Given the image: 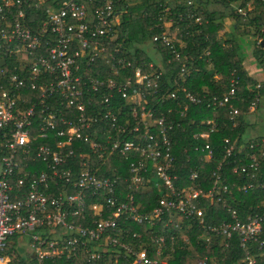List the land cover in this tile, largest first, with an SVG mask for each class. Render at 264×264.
Wrapping results in <instances>:
<instances>
[{
  "label": "built area",
  "instance_id": "obj_1",
  "mask_svg": "<svg viewBox=\"0 0 264 264\" xmlns=\"http://www.w3.org/2000/svg\"><path fill=\"white\" fill-rule=\"evenodd\" d=\"M126 1L0 0V264H48L71 261L80 254L85 264L108 257L113 264L121 260L168 264L176 239L188 243L186 235L194 230L205 248L220 240L218 246L229 250V256L236 255L231 264H264V199L245 211L233 205L241 202L234 191L242 196L264 193V137L244 143L224 139L216 156L209 138L218 124L201 122L199 127L206 129L192 134L195 165L186 179L172 173L175 159L169 132L174 126L146 112L141 93L143 88L156 94L158 78L144 76L140 68L132 77L123 75L130 63L120 58V45H112L121 28L118 8ZM256 1L236 11L246 17ZM259 2L264 8V0ZM38 9L42 13L34 18L37 29H33L30 11ZM178 34L177 27L154 37L152 43H163L178 60L173 45L179 43ZM190 72L182 65L168 99L192 105L204 102L185 88ZM238 86L233 71L223 95L206 102L212 110L228 107L231 130L239 128V112L233 106ZM25 92H38V100L29 102ZM116 96L138 109L131 112L136 121L131 130L126 119L119 124L112 113ZM260 100L256 96L248 112ZM97 105L103 109L93 113ZM105 122L110 130L99 137L97 127ZM111 132L131 138H115ZM76 158L81 169L75 176L69 163ZM112 158L128 163L125 194L119 187L123 167L114 179L97 175ZM36 159L46 171H21ZM210 166L208 179L199 182L200 172ZM151 188L157 191L155 205L138 204L135 195ZM203 204L216 212L210 214ZM123 223H133L144 233L133 234L137 241L132 242ZM13 237L16 242L10 249ZM25 241L26 251L21 247ZM194 254L196 264L225 263V256Z\"/></svg>",
  "mask_w": 264,
  "mask_h": 264
},
{
  "label": "trees",
  "instance_id": "obj_2",
  "mask_svg": "<svg viewBox=\"0 0 264 264\" xmlns=\"http://www.w3.org/2000/svg\"><path fill=\"white\" fill-rule=\"evenodd\" d=\"M250 0H128L120 6L119 23L121 24L118 39L112 44L120 45V58L130 63V67L123 71L126 77H132L135 69L140 68L144 76L158 78L159 88L154 95L146 93L148 90L141 89L146 104L144 105L146 112H150L154 119H164L166 125L172 124L173 130L169 132L172 139V155L175 159L172 173L178 175L179 178L186 179L190 169L195 165L197 155L191 150L194 142L192 134L197 131H204L206 128L199 127L201 122L212 120L218 124V131L211 134L209 141L216 148V156L221 154L224 139H237L239 143H244L243 135L245 133L244 117L248 113L249 105L254 101L256 96L260 97V102L264 100V83L260 84L259 89H255L257 82L248 76L243 67L245 59V48L249 39H252L253 49L252 57L264 70V8L259 2H255L252 11L247 12L246 17L238 14L236 7H246ZM188 2H193V6H189ZM127 6V7H126ZM168 8V12L166 9ZM30 19L34 20L42 9L31 10ZM199 15L201 24H195V19ZM171 21V27L169 22ZM229 25V33L226 36L220 35L225 29V23ZM36 19L33 21L31 28L37 29ZM179 28V43H175L174 49L178 52L180 59L175 60L170 55V49L161 42H153V38L160 36L163 32L173 31ZM113 46H110L112 49ZM205 51L208 55H205ZM182 65L191 69L189 77L185 81V88L192 95L202 98L204 102L200 105H192L187 102H173L168 96L173 92V81L177 77ZM212 66V72L206 71V66ZM235 71L236 77L239 79L237 90V100L233 106L238 110L239 128L231 130L228 123L229 110L225 106L216 110L207 108L206 102L212 97L220 98L228 87L231 72ZM215 76H219V80H215ZM128 92L130 90L128 89ZM29 102L38 100V92H25ZM164 97V102L162 101ZM204 97V98H203ZM260 102L258 106L260 105ZM257 106V107H258ZM186 107V110H184ZM102 106H95L93 113L102 111ZM136 106L127 103L120 96H116L112 103V113L117 117L119 124L124 123L122 119L128 121L129 130L135 125V120L131 116ZM138 110V109H137ZM176 124H180L181 128H176ZM108 123H103L97 127L96 135L100 137L105 135L107 129L110 130ZM115 138L121 137L128 139L131 135L124 133L122 135L111 132ZM77 144H75L76 146ZM187 150L184 153L183 150ZM85 151V148L82 149ZM2 156L0 151V157ZM77 156V151H76ZM188 157L192 158V162H188ZM70 167L74 171L75 176L81 169L78 159L70 161ZM89 171H95L93 160L89 163ZM127 162L119 158H112L108 165L100 170L97 175L103 178L114 179L119 176V170L123 167V177L119 183L122 194L126 192V183L123 181L129 177L126 169ZM213 167H208L200 172L199 182H205L210 176ZM46 171V165L36 159L35 163H31L28 169L21 168L25 171ZM230 181H234L230 169L227 170ZM145 190V191H144ZM144 192V193H143ZM241 202H233L234 207L245 211L250 205H256L264 199L263 192H251L246 196H242L236 191L233 192ZM157 191L154 189H143L136 194V202L143 204L148 202L150 207L156 203ZM205 206V204H203ZM209 209V213L216 212L217 208L205 206ZM204 207V208H205ZM123 229L129 231V238L132 242L133 234L144 233L143 228L133 223H123ZM196 230L186 235L188 243L183 238L176 239V251L171 254L168 264H196L197 259L194 252L200 255H207L210 258L224 257V264L235 263L233 260L236 255L229 256V250L218 246L220 240L216 239L213 245L208 248L202 241H198ZM147 242L148 240L145 239ZM10 249L14 248L16 237L10 239ZM150 244V243H149ZM193 251H192V250ZM152 251L149 252L153 257ZM241 254L237 255L241 259ZM16 257H19L16 255ZM112 257L102 260L98 264H113ZM30 264H33L31 261ZM48 264H85L83 256L71 261L55 260ZM119 264H128L121 260Z\"/></svg>",
  "mask_w": 264,
  "mask_h": 264
},
{
  "label": "crops",
  "instance_id": "obj_3",
  "mask_svg": "<svg viewBox=\"0 0 264 264\" xmlns=\"http://www.w3.org/2000/svg\"><path fill=\"white\" fill-rule=\"evenodd\" d=\"M231 23L226 22L225 23V29L221 31L220 35L226 36L229 31V25ZM247 48H245V59L243 63V67L245 71L247 72L248 76L254 79L258 85L264 83V70L263 68L257 64L252 57V49H253V43L252 39L247 40ZM256 63L257 66L254 64V67L250 65V63ZM251 63V64H252ZM212 66L207 65L206 71L212 72ZM215 80H219V76L214 77ZM244 126H245V133L243 135V140L246 139H258L261 137H264V100L262 99V102H260V105L252 112H248L244 117ZM26 251V249H25Z\"/></svg>",
  "mask_w": 264,
  "mask_h": 264
},
{
  "label": "rangeland",
  "instance_id": "obj_4",
  "mask_svg": "<svg viewBox=\"0 0 264 264\" xmlns=\"http://www.w3.org/2000/svg\"><path fill=\"white\" fill-rule=\"evenodd\" d=\"M168 26H169V25H168ZM251 63H252V62H251ZM251 63H250V65H252L253 67H254V64L257 66L256 63H252V64H251ZM154 183H155V184L159 183V179H158V178H155V179H154ZM20 244H21V243H20ZM23 245H24V246H21V247H23V249H26V248L28 247V243H27L26 241L23 243Z\"/></svg>",
  "mask_w": 264,
  "mask_h": 264
}]
</instances>
